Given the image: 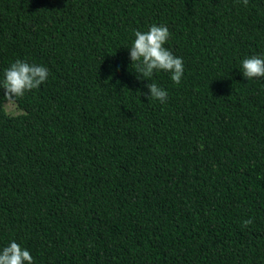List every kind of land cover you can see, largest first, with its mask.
Segmentation results:
<instances>
[{"label":"trees","instance_id":"obj_1","mask_svg":"<svg viewBox=\"0 0 264 264\" xmlns=\"http://www.w3.org/2000/svg\"><path fill=\"white\" fill-rule=\"evenodd\" d=\"M153 24L183 60L178 85L130 65L134 32ZM253 55L264 0H0V81L17 59L49 72L23 97L0 89V250L15 241L34 264H264V77L240 73Z\"/></svg>","mask_w":264,"mask_h":264},{"label":"clouds","instance_id":"obj_2","mask_svg":"<svg viewBox=\"0 0 264 264\" xmlns=\"http://www.w3.org/2000/svg\"><path fill=\"white\" fill-rule=\"evenodd\" d=\"M247 6L248 0H240ZM170 36L165 25L153 24L147 31H135L134 40L128 48L131 64H135L139 72L145 77H151L154 71L163 70L170 73V79L175 84H180L184 74V63L164 45ZM240 73L246 80L264 77V57L253 55L245 58L240 63ZM49 72L42 65L29 63L17 59L4 70L0 89L4 96L12 99L23 97L26 92L39 88L46 82ZM147 99H154L164 103L168 93L156 83H148ZM252 219L243 221L242 226L252 224ZM0 264H34L33 256L27 249L12 241L0 250Z\"/></svg>","mask_w":264,"mask_h":264},{"label":"rangeland","instance_id":"obj_3","mask_svg":"<svg viewBox=\"0 0 264 264\" xmlns=\"http://www.w3.org/2000/svg\"><path fill=\"white\" fill-rule=\"evenodd\" d=\"M6 110L9 112V113H12V112H15V107L12 103H9L7 106H6Z\"/></svg>","mask_w":264,"mask_h":264}]
</instances>
